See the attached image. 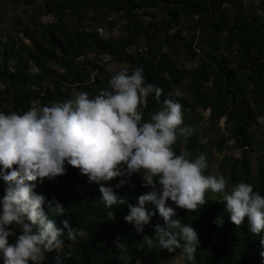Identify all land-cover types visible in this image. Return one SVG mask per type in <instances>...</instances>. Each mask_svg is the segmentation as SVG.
<instances>
[{
	"label": "trees",
	"instance_id": "1",
	"mask_svg": "<svg viewBox=\"0 0 264 264\" xmlns=\"http://www.w3.org/2000/svg\"><path fill=\"white\" fill-rule=\"evenodd\" d=\"M46 10L53 22L35 18L32 29H21L28 44L12 35L0 40V110L22 113L34 103L51 104L78 91L99 94L110 76L90 60L91 54L126 63L129 72L142 67L146 80L164 90L160 104L149 97L146 118L164 99L182 104L181 127L191 134L177 142L176 151L185 150L192 158L205 154L208 174L213 150L203 136L208 134L210 141L220 136L219 152L232 141L241 154L221 163L228 183L245 181L264 195V140L255 134L264 116V0H48ZM66 14L79 27L71 28ZM99 24L107 29L122 25L119 36H101ZM182 58L196 66H182ZM182 88L186 95L176 96ZM140 184L137 176L117 191L136 203L150 191ZM3 190L0 181V196ZM36 190L62 201L77 230L75 240L65 234L62 248L46 254L45 264H54L57 255L63 264H163L181 256V249L170 252L147 244L153 225L163 223L158 215L137 233L124 220L127 206L110 210L99 203L98 185L88 184L78 169L69 166L66 175L45 180ZM206 199L208 204L194 212L177 210L200 237L195 260L183 258L184 264H264V233H250L247 219L239 226L232 223L216 194L209 192ZM218 215L224 216L222 226L213 222ZM64 218L55 219L59 224Z\"/></svg>",
	"mask_w": 264,
	"mask_h": 264
},
{
	"label": "clouds",
	"instance_id": "2",
	"mask_svg": "<svg viewBox=\"0 0 264 264\" xmlns=\"http://www.w3.org/2000/svg\"><path fill=\"white\" fill-rule=\"evenodd\" d=\"M163 94L161 87L146 80L144 69L136 67L117 71L96 95L78 91L22 113L0 110L2 264H45L47 253L62 248L65 234L76 239L64 203L36 190L45 180L66 175L69 166L78 169L88 184L98 185L97 201L106 208L126 205L124 220L137 233L158 215L163 223L153 225L147 244L170 252L181 249L186 262L195 260L200 237L177 210L196 211L208 204L209 192L216 194L232 223L239 226L247 219L250 233H264V195L253 184L240 181L229 190V178L206 174L205 154L192 158L176 151L177 142L191 134L181 127L178 100L164 99L162 107L145 117L149 97L160 104ZM133 176L140 178L142 188L150 189L136 203L117 191ZM56 217L65 218L58 224ZM213 222L222 226L224 216ZM54 264H63L59 255Z\"/></svg>",
	"mask_w": 264,
	"mask_h": 264
},
{
	"label": "rangeland",
	"instance_id": "3",
	"mask_svg": "<svg viewBox=\"0 0 264 264\" xmlns=\"http://www.w3.org/2000/svg\"><path fill=\"white\" fill-rule=\"evenodd\" d=\"M47 2L48 0H0V40L6 39L8 35H12L28 44L29 41L24 37L23 33L21 32V29L25 26H29V29H32L33 19L35 18L41 22L49 19V16H47L49 12L46 10ZM150 11L153 12L152 10ZM103 16L104 18H106L105 15ZM64 18L66 19L71 28L79 27V24L76 19H73L69 14H66ZM145 19H150V17H145ZM100 26L101 25L99 24L98 27ZM121 26L122 25H116L114 27H111L110 29L112 35L114 34L116 37H118L120 34ZM110 29L108 31H105L104 35H107ZM89 58L91 61H96L97 63H99L100 66L109 74L110 78L117 71L127 69L129 67V65L126 63L117 64L112 60H105L104 57H101V59L98 60L94 54H91ZM179 63L186 68L196 66L195 62H187L185 58L180 59ZM180 93L182 95H186V88H182ZM39 106H41L39 102L34 103L33 105V107ZM209 115L210 110L204 112L205 117H208ZM259 122L260 125L255 129V134L257 135L258 140H264V116H261L259 118ZM208 137H210L208 134L203 136L205 143L209 147H211V150H213L211 170L208 174H223V168L221 166V163L224 159H230L233 161L239 158L241 154L240 148L236 146L234 142L229 141L225 145L224 150L222 152H219L217 146L221 143V137H214L212 141H210ZM183 152L188 153L185 150H183ZM252 165L257 172L255 159H253ZM136 178L137 176H133L131 180ZM231 188L232 186L228 183V189L231 190ZM137 264H146V262L144 260H139ZM163 264H184V259L182 256L177 255L174 258L166 260Z\"/></svg>",
	"mask_w": 264,
	"mask_h": 264
},
{
	"label": "built area",
	"instance_id": "4",
	"mask_svg": "<svg viewBox=\"0 0 264 264\" xmlns=\"http://www.w3.org/2000/svg\"><path fill=\"white\" fill-rule=\"evenodd\" d=\"M47 16H49V19L43 21V23L46 24V23H51V22L54 21V16H53V15L49 14V15H47ZM114 16H115V14L109 16L108 19L111 20V19L114 18ZM48 21H49V22H48ZM109 29H110V28L107 29L106 26H100V27H98V33H99L101 36H106V37L113 36L114 34L112 35L111 29H110V31L108 32L107 35H104L105 31H108ZM114 37H115V35H114ZM105 60H110V58L105 57Z\"/></svg>",
	"mask_w": 264,
	"mask_h": 264
}]
</instances>
